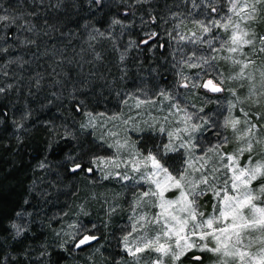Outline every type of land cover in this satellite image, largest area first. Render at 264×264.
I'll use <instances>...</instances> for the list:
<instances>
[{
  "label": "trees",
  "instance_id": "trees-1",
  "mask_svg": "<svg viewBox=\"0 0 264 264\" xmlns=\"http://www.w3.org/2000/svg\"><path fill=\"white\" fill-rule=\"evenodd\" d=\"M3 4L20 12L34 7L29 0H3ZM76 5L65 0L59 10L46 12L60 32L37 42L40 52L48 48L53 55L34 58L37 48L23 46L11 53L12 58L23 56L31 64L23 70L20 90L0 98V104L7 105L0 109L7 113L0 116V264H70L74 254L89 250L88 244L75 247L74 240L62 241L56 232L86 202L89 190L102 194L94 190L93 173L84 169L92 168L93 160L106 154L107 147L81 127L82 119L86 113L118 109L139 88L172 85L176 73L166 70L172 63L169 51L182 42L170 41L167 32L176 21L144 23L141 17L147 20L148 11L155 9L165 16L193 11L200 18L190 0H153L151 7L137 5L135 0H104L102 8L89 6L87 0H76ZM125 9L130 13L127 16ZM113 18L131 26L110 27ZM95 29L104 35H96ZM150 32L160 35L141 45ZM131 41L135 47L129 46ZM8 71L19 76L22 70L13 65ZM36 72L45 74L43 87L29 94L28 80ZM16 82L13 77H0V85ZM26 110L30 116H25ZM77 163L83 168L73 172ZM81 216L86 226L75 236L100 238L106 244V264H112L111 242L121 222L114 220L104 228L95 223L94 215ZM14 225L21 228L19 235Z\"/></svg>",
  "mask_w": 264,
  "mask_h": 264
},
{
  "label": "snow or ice",
  "instance_id": "snow-or-ice-1",
  "mask_svg": "<svg viewBox=\"0 0 264 264\" xmlns=\"http://www.w3.org/2000/svg\"><path fill=\"white\" fill-rule=\"evenodd\" d=\"M46 2L47 8H43ZM118 2L124 3L125 0ZM190 2L193 9L199 10L200 18H197L193 11L187 14L170 12L165 16L155 9L148 11L147 20L141 17L147 24H165L171 18L178 19L180 23L176 24L172 31L167 32L170 41L208 48L209 55L198 56L194 50L182 63L188 68H202L204 75L210 78L203 79L197 73L194 82L191 84L183 82L180 86L204 89L211 93L228 92L235 97V102L229 104L231 112L237 103L243 104L244 101L240 99L237 89L227 81H255L254 72L259 71L261 90L257 93L255 84H252L250 95L246 99L250 101L251 106L252 103H256L251 99L252 95L264 98V0H199V2L190 0ZM29 3L34 6L32 11H10L4 7L3 0H0V77H13L17 81L0 85V98H7L9 93L20 90L19 82L24 79L23 70L31 64V61L25 60L23 56L12 58L13 51L21 46L36 47L37 53H33L34 58L53 55L48 48L40 52L37 41L39 38L51 37L54 33L60 32L59 27L49 21L46 12L49 8L59 10L65 6V0H55L54 4L52 0H29ZM87 3L97 8L104 6V0H87ZM152 3L153 0H135V4L141 6L151 7ZM71 6H77L76 0H71ZM129 14L125 9L123 15ZM40 17L43 18L38 19ZM189 17L196 30L191 31L190 35H185L179 28ZM115 25L131 26L125 25L119 18H113L110 27ZM258 27L261 28L260 31H257ZM94 32L96 35H104L99 29H95ZM24 33L31 35L25 36ZM147 35L148 39L141 43L148 44L160 33L150 32ZM92 38L95 39V35ZM214 41L218 42V47ZM160 47L163 48L164 45ZM221 52L227 55L211 54ZM257 57L262 61L260 68H257ZM217 60L230 61L234 68L238 69L235 75L224 77L223 74H217L214 63ZM13 65L22 70L19 76L8 71ZM53 71L55 72V69ZM179 75L183 81L190 79L183 73ZM44 79L45 74L40 72L31 75L28 80L29 94H32L33 88L42 89ZM240 87L243 88L244 84L241 83ZM159 95L166 99L170 98L164 90H161ZM144 102L147 101H139L137 107ZM6 107L7 105L0 104V109ZM77 107L79 109V105ZM172 107L179 112H185L183 122L186 127L183 131L189 135L185 140L176 133L168 132L169 143L163 146L162 153L154 154L149 150L141 157L139 151L134 152V155L141 159L133 161L132 171L140 173V180L150 185L140 194L138 203L144 198L151 197V207L158 211L153 213L151 220L146 216H140L132 225L128 234L122 238L125 251L134 259L145 252H154L156 258L151 264H182L184 258H188L191 264H204L205 254L212 258L211 264H264V105L256 113L243 111L242 115L229 114L224 117L223 128L232 129L238 146L230 151H220L223 145L229 142L225 136L221 144L215 148L210 147L208 152L215 153L219 165H213L211 168L208 167L207 152L199 157L195 156V149L200 145L195 142L196 138L191 133L213 132L215 122L210 118L198 116L197 119L201 123H191L188 127L193 115L188 114L186 109L179 105ZM199 111L204 112V107ZM6 115L7 113L0 111V116ZM30 115L31 112L26 110L25 116ZM240 125H243V129L239 127ZM160 131L164 132L165 129L161 127ZM213 134L218 137L222 135L218 131ZM174 136L180 141L179 144L172 142ZM168 153L180 154L182 159L179 167L169 166L168 160L165 159ZM101 162L114 163L117 168L120 166L116 161H93ZM141 164L148 171H142ZM82 168L83 166L77 163L71 170L75 172ZM84 170L89 173L94 171L91 167ZM109 175L111 173L105 178ZM116 175L125 180L136 179L127 173ZM139 182L138 180L137 183ZM169 192L173 193L171 197L167 195ZM206 197L211 200V211L208 212L204 210ZM140 221L157 227L154 228L153 235L141 236L132 242L130 237L138 230L137 224ZM14 227L19 235L21 228L15 225ZM97 239L93 234L73 237L75 247H81Z\"/></svg>",
  "mask_w": 264,
  "mask_h": 264
},
{
  "label": "rangeland",
  "instance_id": "rangeland-1",
  "mask_svg": "<svg viewBox=\"0 0 264 264\" xmlns=\"http://www.w3.org/2000/svg\"><path fill=\"white\" fill-rule=\"evenodd\" d=\"M174 21H176V24L180 23L178 19ZM188 21L190 22V20H184V23L179 28V31L185 35H190L191 31L196 30L191 22L187 23ZM260 30L261 28L258 27L257 31ZM214 44L217 47L219 46L218 42L214 41ZM129 46L135 47L136 43L131 41ZM172 48L169 51V55L172 53V63L166 67V70L176 73V76L172 77L173 83L171 86H157L156 89H150L149 87H145V89L139 88L118 109L110 112L86 113L82 119L81 125H86L83 129L89 131L101 144L107 147L106 154L97 156L93 161H116L119 162L120 166L117 168L114 163H93L92 168L94 171L92 173L93 179L96 181L94 190H100L103 195L95 194L89 190L86 202L77 209L78 212L76 214L70 215L56 232L62 241L73 243V237H76L75 234L79 232L78 230L81 229L80 231L82 232L86 226L87 220L85 221L86 218H83L81 214L94 215L95 223L102 225L104 228H109L112 221L119 220L122 225L118 228L116 237L111 242L112 250L111 253L109 252L112 264H151L156 258V253L145 252L134 259L131 254L125 251L122 238L128 234L132 225L139 220L140 216H146L148 220H151L153 213L158 211V209L151 207V197L144 198L138 203V197L150 185L140 180V173L132 171L133 161L141 159L149 150L154 154L157 152L162 153L163 146L169 143L168 132L176 133L185 140L189 135L188 132L183 131L186 127L183 122L185 112L177 111L172 105H179L181 108L186 109L188 114L193 115V120L188 122V127H190L191 123H201L197 119L200 116L210 118L211 121L215 122L213 132L222 133L219 137L214 135L213 132L191 133L196 138L195 142L200 145V147L195 149V156L199 157L207 152L209 168L213 165L219 166L215 153L208 152L210 147L215 148L218 144H221L225 136L228 137L229 142L224 144L220 151H230L238 146L232 129L223 128L224 117L229 114L232 116L242 115L243 111L256 113L264 105V98L258 95H252L251 99L256 101V103H252L251 106H249L250 101L246 99L250 95V86L252 84H255L257 93L261 90L259 71L254 72L255 81H227L229 85L237 89L240 99L244 101L243 104L237 103L236 107L231 109V112H229V104L230 102H235V97L228 92L217 94L206 92L204 89L181 87L180 84L183 82L189 84L194 82L197 73L203 79L210 78L204 75L202 68H188L182 63L185 58L192 55L194 50L198 56L209 55V50L206 46L200 47L184 42L176 49L173 46ZM211 54L227 55L225 52ZM214 63L217 74H223L224 77L235 75L238 70L234 68L230 61L217 60ZM256 64L257 68L262 65L259 57L256 58ZM179 73H183L184 76L190 79L183 81ZM241 83L244 84L243 88L240 87ZM161 90L168 93L170 98L166 99L159 95ZM139 101L147 102L140 103V106L137 107ZM201 107H204V112L199 111ZM113 117L116 118L113 119ZM161 127L165 129L164 132L160 131ZM239 127L243 129V125ZM172 142L179 144L180 141L174 136ZM201 148L203 151H201ZM135 151H139L141 157L135 156ZM181 151L183 152L184 150ZM185 155L187 154L185 153ZM165 159L168 160L171 168H175L179 167L182 157L179 153H168ZM45 161H48V159H45ZM197 167H199V164H197ZM141 169L142 171H148L142 164ZM108 173H111V175L105 178ZM116 173H127L136 179L125 180L118 177ZM194 175H198V173H194ZM138 180L140 181L139 183H137ZM167 195L171 197L173 193L169 192ZM204 204V210L206 212L211 211V200L209 198H204ZM155 227L157 226L154 224L140 221L137 224L138 230L133 232L130 241L135 242L141 236L153 235ZM104 245L106 244L100 238L91 241L87 246L89 250L85 253L74 254L70 264L108 263L107 252L103 251ZM211 259L210 255L206 254L204 264H211ZM182 264H191V261L183 259Z\"/></svg>",
  "mask_w": 264,
  "mask_h": 264
},
{
  "label": "water",
  "instance_id": "water-1",
  "mask_svg": "<svg viewBox=\"0 0 264 264\" xmlns=\"http://www.w3.org/2000/svg\"><path fill=\"white\" fill-rule=\"evenodd\" d=\"M146 39H148V37L144 38L143 40H146ZM143 40H142V41H143ZM149 42H150V41H149ZM141 45H146V44L141 43Z\"/></svg>",
  "mask_w": 264,
  "mask_h": 264
}]
</instances>
